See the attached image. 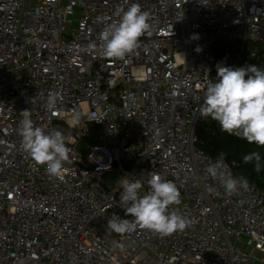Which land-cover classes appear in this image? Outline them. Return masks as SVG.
I'll return each instance as SVG.
<instances>
[{
	"label": "built area",
	"instance_id": "1",
	"mask_svg": "<svg viewBox=\"0 0 264 264\" xmlns=\"http://www.w3.org/2000/svg\"><path fill=\"white\" fill-rule=\"evenodd\" d=\"M131 3L152 35L108 58L99 34ZM249 42L264 54V0H0V264H264V191L228 194L205 170L222 162L242 177L236 164L204 153L196 133L210 118L199 112L206 84L218 66L239 67ZM50 93L59 111L46 109ZM25 109L67 137L62 178L21 147ZM73 109L100 121L72 127ZM92 124L98 142H85ZM153 173L177 185L190 226L110 231L113 213L131 219L121 179H139L143 194Z\"/></svg>",
	"mask_w": 264,
	"mask_h": 264
},
{
	"label": "clouds",
	"instance_id": "2",
	"mask_svg": "<svg viewBox=\"0 0 264 264\" xmlns=\"http://www.w3.org/2000/svg\"><path fill=\"white\" fill-rule=\"evenodd\" d=\"M115 15L118 19L105 23L99 41L106 57L122 60L140 46L141 37L152 35V25L150 14L142 10L139 3H131L126 9L117 8ZM60 102L58 93H50L46 109L59 111ZM199 112L202 117L217 121L221 131L264 146V69L256 65L236 68L218 66L215 82L210 80L206 84ZM20 115L22 119L17 132L24 152L35 164L45 167L48 175L62 178V173L67 171L66 166L73 163L67 137L60 130L49 131L34 125L28 109L22 110ZM85 118L100 121L73 109L67 123L76 127ZM243 159L244 163L254 162L256 171L261 170L258 153H250ZM226 168L227 165L220 162L211 164L205 171L218 180L228 194H236L241 189L249 190L246 178L233 176ZM147 184L148 190L142 194L143 185L139 179L128 175L121 179L120 207L131 219L113 213L107 220L108 229L116 234H131L139 227L169 236L189 227L190 220L178 209L181 193L177 185L158 173H153Z\"/></svg>",
	"mask_w": 264,
	"mask_h": 264
},
{
	"label": "trees",
	"instance_id": "3",
	"mask_svg": "<svg viewBox=\"0 0 264 264\" xmlns=\"http://www.w3.org/2000/svg\"><path fill=\"white\" fill-rule=\"evenodd\" d=\"M256 65L264 69V54L260 51L256 57L243 58L239 67ZM100 132L97 125L92 124L85 142H98L97 134ZM198 136L197 146L211 157L222 155L227 162H234L233 172L253 183L264 191V146L249 143L245 139L229 135L221 131L219 123L211 118L202 121L196 128ZM258 153L261 158V170L256 171L254 162L244 163V156Z\"/></svg>",
	"mask_w": 264,
	"mask_h": 264
},
{
	"label": "rangeland",
	"instance_id": "4",
	"mask_svg": "<svg viewBox=\"0 0 264 264\" xmlns=\"http://www.w3.org/2000/svg\"><path fill=\"white\" fill-rule=\"evenodd\" d=\"M75 24V23H74ZM251 51H257V54L260 52V49L258 47H256L255 45H253L252 43H248L246 45V48H245V53H244V56L243 58H248L249 57V53Z\"/></svg>",
	"mask_w": 264,
	"mask_h": 264
},
{
	"label": "water",
	"instance_id": "5",
	"mask_svg": "<svg viewBox=\"0 0 264 264\" xmlns=\"http://www.w3.org/2000/svg\"><path fill=\"white\" fill-rule=\"evenodd\" d=\"M76 147L78 150H83V144L81 142H78Z\"/></svg>",
	"mask_w": 264,
	"mask_h": 264
}]
</instances>
